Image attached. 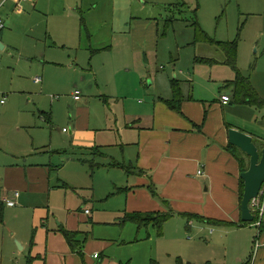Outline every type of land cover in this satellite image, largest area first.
I'll return each mask as SVG.
<instances>
[{
  "label": "rangeland",
  "instance_id": "374dc122",
  "mask_svg": "<svg viewBox=\"0 0 264 264\" xmlns=\"http://www.w3.org/2000/svg\"><path fill=\"white\" fill-rule=\"evenodd\" d=\"M22 7L24 12L11 11L9 18L2 14L6 28L0 32V185L7 164H47L52 197L49 187L37 198L35 193L28 196L36 205L53 199L54 209L46 208L45 218L51 227L71 211L87 217L83 229L92 234L91 219L121 221L128 206L123 189L131 180L123 167H112L107 159L119 157V147L82 152L71 145L75 90L81 91V100H89L92 126L109 125L120 138L126 135V115L141 113L159 96L171 97L174 78L199 99L220 96L222 82L217 77L224 66L204 59L220 61L225 52L209 37L237 42L238 63L247 67L245 73L264 63V0H37ZM39 75L45 84L34 82ZM259 78L264 80V72ZM40 111L52 113V122ZM86 209L92 213L84 214ZM16 214L10 212L4 229L6 235L15 229L17 240L4 246L0 239V264H27L28 249L23 250L22 241L24 235L32 236L34 212L26 215L30 224L26 221L25 229ZM37 226L42 227L40 220ZM230 229L211 235L195 228L192 234L202 253L196 261L260 264L264 246L254 248L258 227Z\"/></svg>",
  "mask_w": 264,
  "mask_h": 264
},
{
  "label": "crops",
  "instance_id": "0c3cea01",
  "mask_svg": "<svg viewBox=\"0 0 264 264\" xmlns=\"http://www.w3.org/2000/svg\"><path fill=\"white\" fill-rule=\"evenodd\" d=\"M36 1L23 0L20 8L17 0H8L0 9V19L3 12L9 18L11 11L24 12L22 5L25 2ZM4 28L6 25L0 28V32ZM224 52L223 60L204 59L207 64L224 66L223 75L217 77L222 82L218 98L210 100L209 96H205L199 99L192 94L193 98L183 102V113H180L170 109L159 96L141 113L126 115V135L120 138L115 137L114 129L109 125L102 129L92 126V116L87 107L89 100L76 102V115L70 123L71 145L82 152L96 149L101 152L100 148L119 147L120 156L107 155V159L110 166L123 167L131 180L123 189L129 195L123 217L131 212L172 210L174 216L165 223L162 234L158 233L154 224L141 227L132 221H124L123 217L121 221L91 219L94 225L92 234H88L83 229L87 217L71 211L66 219H57L59 224L49 226L45 219L49 211L46 208L54 209L53 199L48 205H36L31 202L28 193H35L33 196L37 198V193H44L49 187L52 197L53 185L47 186L50 183L48 174H52L47 164L25 162L29 166L7 164L1 178L0 239L3 245L10 246L18 236L13 228L10 234H5L4 226L10 212L17 211L16 217L24 223L22 228L25 229L26 221L30 222L26 215L33 210L32 236L24 235L26 240L22 241L23 250L28 249L27 264H152L154 261L159 264H202L196 261L202 253L197 249V237L192 234L195 228L214 235L217 232L228 233L232 231L230 227L241 229L249 226H237L241 221L245 222L241 218L242 171L238 160L228 150L231 143L229 130L238 128L253 136L261 148L264 147V80L259 78V73L264 72V63L262 60L259 69L256 66L250 73H245L247 67L238 63V48L236 64L239 74L250 80L254 91L251 99H244L235 94L238 71L226 63L228 53ZM52 64L60 65L59 62ZM40 77L41 82L35 79L34 82L45 84L44 77ZM194 78L197 79L196 76ZM225 95L231 97L227 104L223 102ZM28 103H34V100L28 99ZM82 113L87 117L84 118ZM40 114L48 118V123L52 122V113L40 111ZM247 160L250 163L249 157ZM149 185H154L159 198L154 196ZM16 192L20 195L16 196ZM15 206L17 209H13ZM91 213L86 209L84 214ZM39 220L42 227L38 228ZM214 220L224 223L216 224L212 222ZM222 226L228 227L219 229ZM63 228L80 232L78 236L83 241L84 258L71 248L61 232ZM147 228L146 234L142 235V230ZM157 237L160 241H157ZM164 237H167L166 241ZM260 241L264 246V226ZM141 247L145 249L143 254H137ZM181 249L189 250L190 256ZM261 254L260 264L264 250H261ZM173 257H177L176 260H169ZM211 261L206 264H216Z\"/></svg>",
  "mask_w": 264,
  "mask_h": 264
},
{
  "label": "trees",
  "instance_id": "16d2710c",
  "mask_svg": "<svg viewBox=\"0 0 264 264\" xmlns=\"http://www.w3.org/2000/svg\"><path fill=\"white\" fill-rule=\"evenodd\" d=\"M195 24L196 26H198L197 28L201 32L203 37L205 36V38L208 39L207 38L208 35L205 34L204 31L200 29L197 20ZM209 40L215 42L218 48L223 49L228 53L226 63L230 64L234 69L238 71L237 64H236L237 55H238L237 42L231 43V42L215 41L214 39L210 37H209ZM171 89H172L171 97L166 98L164 96H161V99H163L164 103L173 111H178L180 113H183L182 111L183 102L185 100L193 98V96L190 93L187 94L183 82H181V80H178L176 78L171 80ZM235 94H237V96H240L244 99L245 98L251 99V97L254 95L253 87H252L250 80L240 76L239 71H238V76L236 77ZM250 101L252 102L253 99ZM228 150L238 160L239 165H240V171L244 172L245 170H247L249 167V162L247 160L248 156H246L245 153L239 147H236L232 145L231 143L228 146ZM241 186L243 187V192H242V198H243L245 187H244V181L242 178H241ZM149 189L152 190V193L154 194L155 197L159 198V196L157 195L156 189H154V185H149ZM0 216H2L1 213H0ZM172 216H174V212L172 210L162 211V212H147V213L131 212V213H126L123 220L127 222L132 221L141 227L147 226L148 224H154L158 229V233L162 234L165 223L168 220H170ZM212 222L216 224L224 223L222 221H215V220ZM254 222H242L241 221L237 226L253 225ZM262 229H263V226L260 229L261 232H262ZM61 232L63 233L64 237L67 238L68 243L71 245V248L76 253H79L82 256V258H84V252H82L83 241H81V238L78 236L80 232L73 231V230H67L65 228L61 229ZM152 264H157V263L154 261Z\"/></svg>",
  "mask_w": 264,
  "mask_h": 264
},
{
  "label": "water",
  "instance_id": "95a60500",
  "mask_svg": "<svg viewBox=\"0 0 264 264\" xmlns=\"http://www.w3.org/2000/svg\"><path fill=\"white\" fill-rule=\"evenodd\" d=\"M0 47L4 49L1 42ZM229 141L232 145L239 147L250 159L248 169L241 173L245 187L241 201V218L245 222H254L255 209L251 206L252 201L260 195L264 187V147L261 148L253 136L238 128H230Z\"/></svg>",
  "mask_w": 264,
  "mask_h": 264
},
{
  "label": "built area",
  "instance_id": "2783aa9c",
  "mask_svg": "<svg viewBox=\"0 0 264 264\" xmlns=\"http://www.w3.org/2000/svg\"><path fill=\"white\" fill-rule=\"evenodd\" d=\"M7 1L8 0H0V9L3 6V4ZM17 1L20 3L23 0H17ZM18 7L21 8V3L18 4ZM4 26H5V23L2 22V20L0 19V28H3ZM35 81L41 82L42 78L40 76H37L35 78ZM73 96L76 100H81V91L75 90ZM230 100H231V97L229 95L223 96V102L225 104L229 103ZM199 173L203 174V172H201V171H199ZM19 195H20V193L16 192V196H19ZM251 206L253 209H255V211H254L255 222H254L253 226L258 227V232H257L258 234H257V237L255 239V246H254V248H256L255 251H257L258 247H260L262 245L261 241H260L262 232L260 231V229L262 226H264V188H263L262 192L260 193V195L252 201ZM87 212H90V211L87 210Z\"/></svg>",
  "mask_w": 264,
  "mask_h": 264
}]
</instances>
